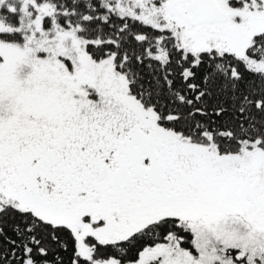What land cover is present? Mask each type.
I'll use <instances>...</instances> for the list:
<instances>
[{
  "label": "snow or ice",
  "instance_id": "6c2138e0",
  "mask_svg": "<svg viewBox=\"0 0 264 264\" xmlns=\"http://www.w3.org/2000/svg\"><path fill=\"white\" fill-rule=\"evenodd\" d=\"M0 264H264V0H0Z\"/></svg>",
  "mask_w": 264,
  "mask_h": 264
}]
</instances>
